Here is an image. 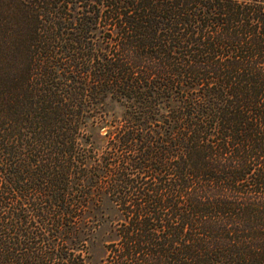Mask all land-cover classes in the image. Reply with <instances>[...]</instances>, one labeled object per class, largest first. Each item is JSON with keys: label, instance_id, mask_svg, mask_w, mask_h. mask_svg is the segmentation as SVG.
<instances>
[{"label": "trees", "instance_id": "16d2710c", "mask_svg": "<svg viewBox=\"0 0 264 264\" xmlns=\"http://www.w3.org/2000/svg\"><path fill=\"white\" fill-rule=\"evenodd\" d=\"M0 264H264V0H0Z\"/></svg>", "mask_w": 264, "mask_h": 264}, {"label": "rangeland", "instance_id": "374dc122", "mask_svg": "<svg viewBox=\"0 0 264 264\" xmlns=\"http://www.w3.org/2000/svg\"><path fill=\"white\" fill-rule=\"evenodd\" d=\"M106 103H107L108 107L112 106V105L108 104V102H106ZM103 256H104V253H103L102 249L95 251L94 255H93V262H98L99 259H101Z\"/></svg>", "mask_w": 264, "mask_h": 264}]
</instances>
